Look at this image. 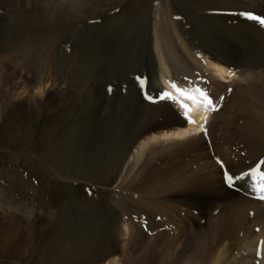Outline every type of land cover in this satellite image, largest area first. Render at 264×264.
Masks as SVG:
<instances>
[{
  "label": "rangeland",
  "instance_id": "1",
  "mask_svg": "<svg viewBox=\"0 0 264 264\" xmlns=\"http://www.w3.org/2000/svg\"><path fill=\"white\" fill-rule=\"evenodd\" d=\"M115 1L118 3L112 8H97V11L103 13L105 16L107 14L110 15V13L120 15L117 19L113 18L114 23L107 25L99 21V18H95L90 23L81 26L75 24V34L66 40L65 45L63 42L60 44L62 45L61 51H63L64 57L67 56L65 58L66 62L70 59L72 60L71 62H78L84 66H81L80 69H75V92L78 91V93H75V98L77 97V99H75L76 130L74 133L73 129H71V133L67 138L68 141L66 140V152L63 153L65 156L64 162H68V165L75 166V169H65L67 175L77 174L79 177H84L93 174L92 170L95 169V171H110V168L114 167L116 159L119 157L126 137L125 133H118V124H120L118 119L121 117L123 111L122 102L126 97H129L130 88L128 85H130V83L132 85V83L135 82L132 86L136 87L138 92L137 95L139 98L141 97V100L146 99L148 94H150L148 76L146 73H143L145 76L140 74L144 71V68L138 67L136 63L123 61L120 56L113 53V47L116 45V47H123V54L125 56H128V52H131L133 59L137 58L136 53H134V45L139 42L141 36H144V20L142 18L148 15L144 7L147 0ZM168 1V3L165 1L166 3L164 2V4H169V8L173 9L176 5L178 6L177 10L179 8L178 12H180L177 13V15L179 17L176 16L178 20L183 23V26L196 29L192 31L194 36H196L195 32H198L199 37L202 36V33L205 34L209 20L201 13V10L193 7V4L198 1L210 3L211 0H194V2H188V0ZM39 2L44 3L45 0H18V2L17 0H0V59L4 60L5 57L7 58H5L7 61L5 65L7 67L3 70V75L7 79L15 77V82L19 81L22 84L28 81L33 82L35 77L34 73L39 68L44 70L43 75L44 73L46 74L47 45L44 31L41 28L42 22L39 19L41 14L43 16L45 14L46 16V12L44 13V4H40ZM40 11H43V13ZM97 11L93 13H98ZM214 13L215 12H212L211 14ZM202 16H204V18H202ZM17 19L21 21V24ZM22 19L25 23H23L24 21H22ZM12 20H14V22ZM30 20L34 21L33 24ZM27 22L29 24H27ZM189 22L191 24H189ZM35 24L38 25V27L35 26ZM199 25L203 27L201 28ZM19 26H28L25 28L30 30L32 34L30 38L33 37V39L31 38L32 40L28 42L32 52L27 56H15L13 54V56H9L8 58V52L17 45L15 42L21 41L19 37H21L22 34L18 35L21 31ZM32 28L35 29L33 30ZM118 34L119 36H127L128 34L130 38L129 44L125 45L124 42H119L121 45L115 42L113 44V39L109 38ZM17 38H19V40H17ZM130 44H133V46ZM237 46L239 47V45ZM92 51L98 52V55L91 56L93 53ZM35 57H38L37 59L41 61L40 63L42 65ZM85 59L86 61L84 62ZM34 63L39 64L35 65ZM133 72L139 73L133 74ZM64 74L66 77L65 82L68 84L67 88L73 90L70 72L66 70ZM80 74L81 76L78 78L77 76ZM140 80H145L147 82V85H145L147 88L145 86L141 88L139 84ZM227 80V83H223L224 85L231 84L229 80ZM207 90H205V92L208 94ZM208 91L214 98L213 93L210 92V90ZM102 99L105 101V107L101 104ZM120 100L123 101L121 102ZM215 103L217 102L215 101ZM96 106L98 108H96ZM0 107L1 110L4 107L1 103V96ZM28 110L23 111L19 115L14 114L13 116H7L5 119L2 117V119L0 118V239H3L4 236L9 237L12 236V234H20L23 240V249L31 245L32 248H34L32 243L34 241V236L32 234L33 228L30 219H35V216H39V218L43 220H50V233L53 236L52 240L55 244L62 245L61 250L59 249L61 256L58 259L60 261H70L73 259L75 260V264H77V262L83 260V258H89L90 255L92 256L96 253L98 250L97 248L104 247L108 244L112 240L113 234L116 235L115 232L119 214H116L117 211L113 210V207L111 208L114 203L119 204L117 210L123 211V218L125 219L124 225L128 227L126 228V234L128 233L127 235L133 236L131 237L132 239H125L127 236L124 238V250H122L123 253L120 256L119 264H204L216 248L217 240L216 242L213 241L216 237L217 223L214 222V220L219 213L224 211L225 208L227 209L231 202L238 203L239 200H242L240 198V196L243 197L244 195L240 191V183H242V180L235 182L234 186L238 188V191L229 190L225 186L223 189H218L214 183L208 185L207 181H211L209 180L211 177L215 182L218 179L219 181L222 179L223 182V177L221 169L216 165L217 163H215L213 159L210 163L213 165L212 168H214V171L216 170V173L211 172L207 174L204 172L206 170L205 167H208V163H205L204 157L206 155L204 153H207L206 151L197 152L194 153L195 155L192 154L191 156L180 154L182 152L177 151L173 157L169 158H156L153 156L152 152L149 151L148 154H150L151 157L141 174L135 178L129 176L120 181L118 185L113 188L114 190L111 196L112 198L114 197L113 202H106L100 194L88 190L75 189V192L68 191L64 188L60 190L59 184H55L56 182L50 172L51 166L46 160L47 126L44 122L39 120L40 111L36 110L29 112L30 110ZM235 114L237 115L235 116ZM239 115H241V112H233L231 116H233L234 122L230 121L231 123L228 127L225 126L227 131L224 128L221 134L218 135V143L220 145L228 143L230 153L220 156L217 149L221 148L222 145L220 146L219 144L216 146L217 148L215 147L214 149L211 146L208 152L209 156L218 155L219 157L217 156V158H219L218 161L220 164L222 162L225 169L233 176L239 175V173H235L237 171H249L258 160L262 159L264 161V158H255V155L249 153L250 149L246 150V148H244L245 144L243 143H247L244 136L234 133L236 127L239 125L237 122ZM85 118L88 121L87 124H83V119ZM121 122L123 125L122 120ZM235 122H237V124H235ZM206 142H209V138H206ZM16 143H22L25 147H19ZM154 144L158 145V143ZM202 159L203 161H201ZM203 162L204 166L202 165ZM262 169H264V163ZM79 177H67V179L75 180ZM81 180L87 181L85 179ZM198 183H200L199 186ZM202 183H206L208 186L201 185ZM258 188V184L251 186V190L256 192V195L264 194L261 193ZM58 189L59 199L57 201L54 200L52 191ZM115 193L116 195L114 196ZM62 196L64 199L61 203L60 197ZM258 202L264 204V200H258ZM233 206L232 204V207ZM12 215L15 216V218L12 217ZM4 217H7V220L2 221L1 219H4ZM252 219L254 220V218ZM70 223L72 225H70ZM253 224L252 222L248 223L249 230L246 232V237H255L257 242H261V234L256 230V224ZM206 226L208 228H206ZM42 227L45 228L44 226ZM122 229L125 230L124 228ZM204 229H211V235L206 237V235L203 234L202 237L205 238L203 241L199 234L200 231ZM73 231L76 235H74ZM241 233L242 232H240L239 235ZM70 238H74V241ZM207 239H209V241ZM260 242L259 244L262 246ZM50 244V242H47L46 247ZM221 245L222 246L218 248L219 253L220 255L225 253L226 264H228L229 260L230 264H260L261 256L255 254L254 249L258 248L255 244L242 246L239 251L235 249L237 245H235L233 241L225 240ZM261 246H259L258 250H261ZM143 248L147 251L146 253L143 252L144 255L141 252ZM4 249L5 253L2 252L0 254L9 256L13 253L12 248L4 247ZM229 251H231L230 259L226 255ZM30 262V260H27L22 263L29 264ZM22 263L11 262L7 259L0 258V264ZM30 264H32V262ZM212 264H219V262L215 263L214 261Z\"/></svg>",
  "mask_w": 264,
  "mask_h": 264
},
{
  "label": "bare ground",
  "instance_id": "2",
  "mask_svg": "<svg viewBox=\"0 0 264 264\" xmlns=\"http://www.w3.org/2000/svg\"><path fill=\"white\" fill-rule=\"evenodd\" d=\"M165 1H167V3L169 2L168 0H147L146 5L144 6L148 15L145 18H142L144 20V36H141L139 42L134 45V53H136L137 58L133 59L131 52H128V56L126 55V57L123 54V47H116V45L113 47V53L120 56L123 61L136 63L138 67L144 68V71L139 72L144 76L145 74L143 73H146L148 76L149 92L153 96V101L155 103L148 104L144 102V100H141V97L139 98L136 87L132 86L135 82L132 83V85L131 83L128 85L130 88L129 97H126L124 101L122 100L123 102L120 100L122 102L123 111L120 117L121 119H118L120 122V124H118V133H125L126 137L119 157L116 159V162L114 161V167L110 168V171H95V169L92 170L93 174L84 177H79L77 174H66L65 169H75V166L68 165V162H64L65 156L63 153L66 152L67 138L71 133V129H73L74 133L76 130L75 99H77V97L75 98V93H78V91L75 92V69H80L83 65L78 62H71L72 60L70 59L66 62L65 58L67 56L64 57L63 51H61L62 45L60 44L63 42L65 45L66 40L75 34V24L81 26L90 23L95 18H99V21H102L107 25L114 23L113 18L117 19L120 15L114 13H112L114 14L112 15L110 13V15H112L111 17H109V14L105 16L103 13H99L97 8L109 9L116 6L118 2L115 0H45V2L42 3V1L41 3L44 4L43 8L44 13L46 12V16L45 14L44 16L41 14V17L37 18L41 20V28L45 34L47 65L46 74L44 73V75L43 69L39 68L36 70L33 82L28 81L25 84H22L19 81L15 82V77L8 79L5 78L3 70L7 67L5 65L7 58L5 57L6 59L4 58V60L0 59V96L1 103L4 105L3 109H0V118L2 117L5 119L9 115H19L28 109L30 110H28L29 112L36 110L40 111L39 120L44 122L47 126L46 160L51 166L50 172L56 182L55 184H59L60 190H62V188L71 192H75V189L88 190L100 194L106 202H113L114 197H111L114 190L113 188L127 177L130 176L135 178L141 174L151 157L150 154H148L149 151H151L156 158L173 157L177 151L182 152L180 154L190 156L197 152L206 151L207 153H204L206 154L204 157L205 163H208V167H205L206 170L204 172L207 174L211 172L216 173V170L214 171V168H212L213 165L210 162H212V159L215 160L219 158H217L218 155L209 156V148L212 146L214 149L218 146V135L221 134L225 126L228 127L233 121V116H231L233 112H241L239 119H237L239 125L236 127L234 133H238V135L246 138L247 143H243L245 144L244 148H246V150L250 149L249 153L255 155V158H264V24L249 19L250 14H253L252 16L264 18V0H211L210 3H203L201 1L194 4L192 3L194 5L193 7L201 10V13L209 20L205 34L202 33L201 37H199L198 32H195L196 36L193 35L192 31L196 29L186 28L183 26V23L178 20L177 13L180 12H178L179 8L177 10L178 6L176 5L173 10L169 8V4H164ZM188 2H194V0H188ZM95 11L98 13H93ZM212 12L215 13L211 14ZM41 13H43V11ZM202 18H204V16H202ZM23 19L22 21L26 18ZM14 20L12 21L14 22ZM20 22L21 21H19V23ZM33 22L34 21H31L32 24ZM23 23H25V21ZM27 24L29 23L27 22ZM189 24L191 23L189 22ZM35 26L38 27L36 24ZM25 27H20L21 31L18 35H22L21 37H18L21 41L15 42L17 45L8 52V58L9 56H13V54L15 56H27L32 52L28 42H30L33 37H31L32 39L30 38L32 34L30 30ZM19 38H17V40H19ZM109 39H113V44L115 42L118 45H121L119 42H124L125 45L130 42L128 34L127 36H119L118 34ZM130 45L133 46V44ZM237 45H239V47ZM92 52L91 56L98 55V52ZM38 61L39 63L41 62L40 60ZM85 61L86 59L84 62ZM36 63L34 64H39ZM66 70L69 71L72 76L71 83L73 85V90L67 88L68 84L65 82L66 77L64 74ZM139 72H133V74ZM79 76H81V74L77 77L79 78ZM227 79L231 83L230 85L223 84ZM173 84L197 97L199 94L194 91L195 89L210 90L214 95V100L217 102L216 104L218 105V111L216 114H213L212 121L211 116H209V107L206 108L204 103L199 99L192 100L181 96L176 88L173 87ZM165 92H170L169 94H171L172 97H175V99L161 100L160 97L163 96ZM221 97H223V100H221ZM101 102L105 107L104 99H102ZM182 104L188 105L191 109L190 117L195 123L188 122V117L184 116V109L181 107ZM85 108L87 109V106ZM96 108L98 107L96 106ZM236 115L237 114H235V116ZM205 118L207 120L206 123ZM121 120L123 121V125ZM237 122H235V124H237ZM87 123V119H83V124ZM201 125L206 127L207 132L203 135H198L202 131ZM206 138H209V142H206ZM154 143H158V145H155ZM16 145L19 147L24 146L22 143H16ZM221 145L222 147L217 149L218 154L220 156L228 155L230 153L229 144L223 143ZM201 161H203V159ZM202 165L204 166V162ZM252 169L244 172H250ZM244 172L237 171L235 173H239L240 175ZM67 177L79 178L68 180ZM81 179L87 181H82ZM209 180L211 181H207L208 185L214 183L218 189H223L224 185H226L224 181L222 182V179H220V181L218 179L215 182L211 177ZM258 180L259 177H245L242 180V183H240L241 186H239L242 194L247 197L244 195L243 197L240 196L242 200H239L238 203L231 202L229 205L230 207L228 206L229 208L227 207V209L225 208V210L217 216L215 215L216 218L214 222L217 223V227L216 237L213 242H216L217 240L216 248L204 264H212L214 261L215 263L219 262V264H226L225 253L220 255L218 249L222 246L221 244L225 240L233 241L234 244L237 245L235 247L237 251H239L242 246L252 244L257 245L259 248V246H261L259 244L260 241L257 242L255 237H246V232L249 230L248 223L251 222L254 223L253 225L256 224V230L261 234V250L256 248L254 251L256 255L259 254L261 256L260 264H264V204H261L254 199L256 192L251 190V186L257 185ZM199 184L200 183H198V186ZM201 185H206V183H202ZM59 189L52 191L54 200L57 201L59 199ZM115 195L116 193L114 196ZM259 196H261V194ZM63 199V196L60 197L61 203L63 202ZM232 204L234 205L233 207ZM112 207L114 208L113 210L117 211L116 214H119V217L116 216L118 217L117 229L115 232L116 235L113 234L112 240L104 247L97 248L98 250L96 253L92 256L90 255L89 258H83V260L79 259L80 261H78L77 264H119L120 256L123 253L122 250H124V241L133 236L127 235L128 233L126 234V228L128 227L127 225H124L125 219L123 218V211L117 210L119 204L113 203L111 208ZM12 217L15 218L13 215ZM252 218H254V220ZM1 220H7V217H4V219ZM46 220L39 218V216H35V219H30L33 228L32 234L34 236V241L32 243L34 248H32L31 245L28 248H24L26 249L24 250V245H22L23 240L21 239L20 234H12V236H4L3 239H0V253H5L4 247L13 249V253L9 255L10 257L8 255L0 254V258L18 263L30 260L32 264H75V260H73L72 257V260L70 261H60L58 259L61 256L59 249L61 250L62 245H57L53 242V236L50 233V220ZM70 225L72 224L70 223ZM206 228L208 227L206 226ZM240 232L242 233L239 235ZM203 234H205L206 237H209L211 235V229L200 231L199 235L204 241L205 238L202 237ZM74 235H76L75 232ZM126 236L127 238H125ZM70 239L74 241V238ZM207 240L209 241V239ZM47 242L51 243L48 247H46ZM141 250L142 254L143 252H147L145 248ZM226 255L230 259L231 251L227 252ZM229 262L228 264H230Z\"/></svg>",
  "mask_w": 264,
  "mask_h": 264
},
{
  "label": "snow or ice",
  "instance_id": "3",
  "mask_svg": "<svg viewBox=\"0 0 264 264\" xmlns=\"http://www.w3.org/2000/svg\"><path fill=\"white\" fill-rule=\"evenodd\" d=\"M249 19H252V20L258 21L261 24H264V18L249 15ZM146 83L147 82L145 80L139 81L141 88H143L146 85ZM173 87L176 88L177 92L181 96L187 97L188 99H192V100L199 99L204 103L206 108L211 106L213 111H218V108L214 105L213 100L209 97V95L203 89L198 88L194 90L196 93L199 94V96L197 97L195 95H192L191 93L184 91L183 89L178 88L175 84H173ZM147 98L151 100L152 99L151 94H148ZM160 99L161 100H166V99L174 100L175 97H172L171 94L165 92L163 96L160 97ZM221 100H223V97H221ZM181 107L184 109V116L188 117V122L195 123V121L191 120V117H190L191 109L188 107V105L182 104ZM206 122L207 120L205 118V123ZM201 130L204 131L205 133L207 132V129L204 125H201ZM221 167L224 168V165L222 164V162H221ZM247 176H252L253 178L259 177V180H258L259 191L261 193H264V173H260L259 167L253 168L250 172L241 173L238 176H233L227 170H225L223 172V181L227 187L233 188L236 181L243 180ZM259 198L264 200V194H262Z\"/></svg>",
  "mask_w": 264,
  "mask_h": 264
}]
</instances>
